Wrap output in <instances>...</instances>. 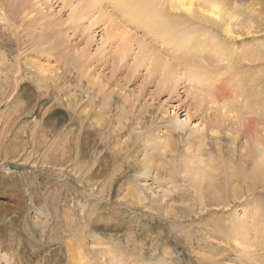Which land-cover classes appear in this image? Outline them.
Segmentation results:
<instances>
[{
    "label": "rangeland",
    "instance_id": "374dc122",
    "mask_svg": "<svg viewBox=\"0 0 264 264\" xmlns=\"http://www.w3.org/2000/svg\"><path fill=\"white\" fill-rule=\"evenodd\" d=\"M94 1L0 0V264H264V0H216L235 37L166 11L203 29L200 79L178 37ZM108 18L174 83L137 65L135 43L119 60Z\"/></svg>",
    "mask_w": 264,
    "mask_h": 264
},
{
    "label": "bare ground",
    "instance_id": "6f19581e",
    "mask_svg": "<svg viewBox=\"0 0 264 264\" xmlns=\"http://www.w3.org/2000/svg\"><path fill=\"white\" fill-rule=\"evenodd\" d=\"M75 1L77 7L78 5H81L79 7L80 10H86L85 12H90L92 9H94V7H96L94 0H75ZM110 1L114 3V5H116L117 10L121 11L128 21L133 20L138 25L147 26L148 31L152 34L157 35V37L163 40H168L170 38L178 37L179 40L178 42L175 43V47L177 50L182 51L180 57L182 60L181 62L182 66L183 68H186L188 71H190V75L192 74V78L200 79L198 78V75H196L193 72L201 71L202 69L208 67V63L204 59L198 58L197 55L195 54L196 52L203 51L207 41L203 39L198 40L197 45L193 41L194 39H198L202 34H204L203 29L199 30L195 28H185L180 26V22L170 19L171 16L167 14L166 12L167 10L181 8L186 15H188L194 20H199L200 22L203 20L212 23V30L214 29L213 26L214 22L215 21L219 22L222 28V32L226 36L235 37V32L233 30V25H234L233 19L235 15L231 13L230 14L226 13L222 10V8L220 7V4L223 3L222 1L216 2V0H203L200 4L198 0H169L167 3H165L164 1L160 2V0H110ZM108 19L109 20L107 25L114 29V31L112 30L113 31L112 33H109V36L111 34L115 37L116 40H120V43L116 45L118 46L117 50L119 52L118 55L120 58L119 60L125 57L124 55L127 53L128 50L132 51V43L133 44L135 43L137 51L134 53L133 59L135 60L138 66L144 65L146 66L149 72L159 73L161 77H164L166 79L165 80L166 82L171 83L174 81L175 72L168 67L167 63H165V60L162 56L155 53L152 48L146 45L145 42L136 39L134 35L132 34L128 35L127 28L124 27L122 24L118 25L117 24L118 22H115L111 18ZM205 37L211 38L210 40L213 43V45H215V49L217 52L216 57L219 60H223L224 59V53L222 52L223 43L217 42L213 34L210 35V33H208L207 35H205ZM192 50H194L193 54L190 53ZM246 52L248 53V55L244 53L246 55L245 58L247 56L250 57L249 52L248 51ZM258 57L252 59L253 57L251 56V59L253 60V62L256 59L258 61L259 60ZM238 85H241V87L243 88L242 83H238ZM254 172L255 173L258 172L259 176L263 175L264 173V149L261 151L260 155L258 154V162L255 166ZM208 174H209V178L212 179L213 176L210 173ZM199 196L200 198H202L201 195ZM220 200L218 197H216L213 200V202H221L222 200L221 201ZM8 223L10 224L11 222H6L4 228L5 227L6 229L8 228L9 225ZM21 227H18L17 230H20ZM27 232L29 235H31V237H33V235L35 234L34 227L29 224ZM77 255L82 257L80 251L77 252ZM71 262L72 264H79L76 263V261L75 262L71 261ZM80 264H85V262L84 261L80 262Z\"/></svg>",
    "mask_w": 264,
    "mask_h": 264
}]
</instances>
